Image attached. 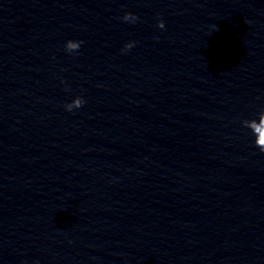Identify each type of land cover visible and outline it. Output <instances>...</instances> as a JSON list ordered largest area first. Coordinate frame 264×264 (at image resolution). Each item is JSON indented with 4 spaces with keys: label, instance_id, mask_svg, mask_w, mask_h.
<instances>
[{
    "label": "water",
    "instance_id": "95a60500",
    "mask_svg": "<svg viewBox=\"0 0 264 264\" xmlns=\"http://www.w3.org/2000/svg\"><path fill=\"white\" fill-rule=\"evenodd\" d=\"M261 118L264 0H0V264H264Z\"/></svg>",
    "mask_w": 264,
    "mask_h": 264
},
{
    "label": "clouds",
    "instance_id": "9594fccd",
    "mask_svg": "<svg viewBox=\"0 0 264 264\" xmlns=\"http://www.w3.org/2000/svg\"><path fill=\"white\" fill-rule=\"evenodd\" d=\"M123 20L128 22H133L135 23L138 20V17L136 15H134L133 13H126L123 16ZM158 27L161 29L165 28V23L163 20H160L158 22ZM83 43V41H72L69 40L66 44V51L69 53H73L75 51H77L80 47L81 44ZM135 46V42H129L125 45V51L130 50L131 48H133ZM86 101L82 98V97H77L75 98L71 103H68L65 107L68 111H72L73 109L76 108H80L83 106V104ZM253 121L255 122V119H253ZM261 125H264V118H261L260 121ZM252 133L255 135L256 139H255V143L256 145L260 148V150L262 152H264V126H258L255 128L252 127H248Z\"/></svg>",
    "mask_w": 264,
    "mask_h": 264
}]
</instances>
